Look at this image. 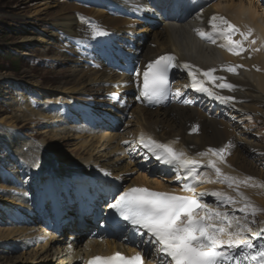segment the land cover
Returning a JSON list of instances; mask_svg holds the SVG:
<instances>
[{
	"label": "bare ground",
	"instance_id": "6f19581e",
	"mask_svg": "<svg viewBox=\"0 0 264 264\" xmlns=\"http://www.w3.org/2000/svg\"><path fill=\"white\" fill-rule=\"evenodd\" d=\"M35 1L32 13L35 20H38L36 15L45 16L51 8L58 7V9L49 14L50 16H46L53 19H46L49 23L46 31L41 30L38 35L26 34L22 41L38 43L44 46L48 53L51 51V46L60 44L61 36H67L77 41L74 47L68 45L63 59L52 58L56 61L62 59L61 62L66 63L72 61L71 64L76 63V65L67 70L70 73L59 80L60 84L45 87L44 90L40 83L32 80L23 79L24 85L16 83L17 86H26L29 91L41 92L39 96L43 101L40 99L41 105L36 109L38 99L27 95L26 104H8L7 106L11 108L13 106L15 113L4 114L0 118V144H5L12 152L11 157L17 158L19 164H22L26 170L32 171L29 174L35 187L34 191L37 193V195H26L29 186L26 182L25 185L20 184V181H17V174L12 177L14 185L12 188L18 192L1 193L0 199H6L0 200V264L20 262V264H78L80 260H83L84 264L90 255L99 251L108 253L116 249L137 251L139 243H126V241L132 242L129 235H126L121 242L89 240L83 245L80 234L83 230L76 229L79 223L78 216L74 213L75 208L64 206L63 198L66 194L61 195L60 192L101 185L103 182L102 186L108 184L119 187L122 182L125 188L147 186L161 191L189 193L197 197L201 192H208L209 195L201 199L203 204L221 212L226 211L230 217H238L242 223H247L252 232H245L244 235L252 239L253 243L264 240V236L252 235V233L264 232V221L261 220L260 226H254L247 221L245 213L239 211L245 204L256 205L257 202L260 203L258 211H263L261 217H264V198L259 199L264 196V168L257 169L254 162L259 160L252 158L250 154V147L253 145L255 147V143L249 139L253 132L238 128V124L231 119L212 114L208 106H219L217 114H237L241 120L247 117L251 118L253 124H258L259 120L264 123V0H195L202 2V9L193 14L189 20L181 23L164 21L159 12L152 7L155 0H81L83 4L78 5V8L74 5L69 8L73 10V14L64 5L56 4L52 0ZM137 5L140 6L138 11L134 10ZM81 14L91 23L79 25ZM213 15L225 17L241 32L247 33L249 29L252 30V35L244 41L245 51L236 55L221 46L225 41L212 31L208 23ZM40 19L46 21L44 17ZM92 25L101 27L107 34L93 37ZM198 31H204L206 36L201 37ZM233 39L241 40L242 37L236 33ZM213 40L216 42L213 43ZM252 40L256 43L252 44ZM60 49L62 52L65 50ZM67 51L72 55H68ZM169 52L177 55L179 64L188 63L199 69L197 78L204 80L206 88L217 95L231 96L235 99L224 103L208 95L207 92L197 91L191 86L192 78L188 75V71V80L179 81L185 70L180 67L176 68L177 79L170 104L157 108L149 107L144 102L140 90L142 70L150 61ZM128 63H131L132 67H129ZM238 65L242 67H238L236 72L227 71L228 67ZM209 69L216 70L213 76L224 79L213 81L203 77V71ZM138 70L141 71L139 79ZM73 74H76L75 78L72 77ZM7 81L13 84L12 80ZM220 83H231L235 87L219 88L217 85ZM32 87L37 88L30 89ZM95 95L99 98L103 97L104 101H98ZM93 97L99 108L101 104L104 107L109 106L103 111L114 117L111 122L115 119L124 120L131 114L132 119L127 120L124 132L120 123L112 128L105 122L103 126L106 128L96 131L89 120L83 118L76 124L70 125L72 118L70 106H73V111H76L74 109L76 107L79 111L91 114L87 109L88 106L83 102H91ZM203 99L208 101V104L201 103ZM63 100L69 102L68 114L58 110L59 107L64 108ZM184 100L192 102L184 103ZM27 107L32 110L26 109ZM1 109L4 112L9 111L6 107ZM250 112L260 115L253 118L250 117ZM22 118L25 121L28 118L35 121L42 119L37 126L47 122L48 131H45L43 136L38 133L32 135L41 136L42 139L28 138L27 134L24 135L19 131L21 127L18 122ZM95 118L100 117L97 115L91 117L92 120ZM130 123L132 126L133 124L138 126L132 127ZM109 128L110 130L105 131ZM193 128L197 130L193 131ZM99 131L103 133L98 134ZM132 134L135 136L130 140L132 146L140 145L139 139L143 134L146 140L150 137L170 145L177 152L182 151L188 158L200 161L197 170L200 180L184 181L192 184L195 192L186 190L184 184L180 187L170 184L161 185L162 182L158 180L160 178L152 176L154 173H151L152 177L145 173L137 174L135 163L124 153V148L120 145L121 140ZM254 136L260 137L264 142L262 134L254 133ZM71 139L82 140L78 145L72 143ZM60 140L68 141L66 145L76 146L71 147V152L76 154L71 162L62 164L58 153L50 144ZM220 148H225L222 160L219 154L214 155L208 151ZM201 153L206 154L200 155ZM149 155L154 156L152 153L146 156ZM209 161L214 162L221 170L219 176L209 165ZM157 162L160 165L153 164L151 168L157 169L151 171H165V173L177 171L173 165L163 164L158 160ZM202 166L206 169L202 170ZM132 174H137L135 180L130 177ZM225 176L233 178L231 186L224 179ZM249 177L251 179H248ZM9 180L3 177L0 188L5 187V183ZM111 180L118 181V184L111 183ZM213 191L233 197L235 203L219 201L210 195ZM44 198L47 199L49 206L50 203L61 206L56 213L57 220L66 221L65 219L70 217L75 219L66 222L62 226L63 232L58 236L42 222L43 219L53 216L49 212L50 208L48 210L45 208ZM70 227L80 235L73 234ZM232 230H235V219ZM77 239L80 241L76 242ZM33 244L38 246L33 247L34 249L29 252L23 251L18 256L2 254L9 253V249L14 248L29 249ZM6 249L8 251H5ZM144 253H149L145 255L146 263L160 264V257L155 251L151 252L147 249Z\"/></svg>",
	"mask_w": 264,
	"mask_h": 264
},
{
	"label": "snow or ice",
	"instance_id": "6c2138e0",
	"mask_svg": "<svg viewBox=\"0 0 264 264\" xmlns=\"http://www.w3.org/2000/svg\"><path fill=\"white\" fill-rule=\"evenodd\" d=\"M139 7L137 5L134 10L138 11ZM208 23L212 31L225 41L222 47H226L229 52L236 55L245 51L244 41L252 35L251 29L247 33L241 32L236 25L218 15H213ZM236 33L240 34L241 40L233 39ZM91 34L93 37H98L107 33L101 27L92 25ZM198 35L204 37L206 33L198 31ZM215 42L213 40V43ZM251 43L255 44L256 41L252 40ZM180 67L188 71V75L192 78L191 86L197 91L207 92L208 95L224 103L235 99L231 96L217 95L206 88L204 80L197 78L200 70L188 63L179 64L173 55H162L148 63L146 69L142 70V97L149 102L162 103L169 92V73L173 68ZM238 67L242 65L230 66L227 71L236 72ZM215 71V69H209L203 71L202 75L213 81L223 80V77L213 76ZM140 75L141 71L138 70V79ZM217 87L233 89L235 86L231 83H220ZM177 95L180 94L177 93ZM183 102L191 103L192 101L184 100ZM196 130L193 128V131ZM139 143L161 163L175 166L178 172L183 170L185 175H178V180H200V174L197 171L200 161L188 158L185 153L177 152L168 144L160 143L150 137L146 140L143 134L140 136ZM208 151L214 155L219 154L222 160L225 148ZM209 165L219 176L221 170L216 167V164L209 161ZM224 179L231 186L233 178L225 176ZM183 187L195 192L190 183H184ZM206 195L209 193L201 192L197 197L132 187L115 196L113 202L108 204V208L127 221L138 234L148 237V240L144 242L155 247V254L160 257V264H264V242L257 246L252 239H248L244 233H251L252 229L247 223H242L240 218L230 217L226 211L221 212L203 204L201 199ZM210 195L223 203H235L233 197L219 191H213ZM250 207L251 205L245 204L239 211L247 215V209ZM254 214L255 209H253ZM233 219H235V230H232ZM252 235L264 236V232L252 233ZM148 254L144 253V255ZM87 264H142V255L140 252L130 257L119 252L107 257L98 255L92 257Z\"/></svg>",
	"mask_w": 264,
	"mask_h": 264
},
{
	"label": "rangeland",
	"instance_id": "374dc122",
	"mask_svg": "<svg viewBox=\"0 0 264 264\" xmlns=\"http://www.w3.org/2000/svg\"><path fill=\"white\" fill-rule=\"evenodd\" d=\"M52 1H54L56 4L64 5L66 7V9H68L69 12L72 14H73V10L69 9L71 6L74 5L78 8L80 5L83 4L81 2V0H71V1L70 0H52ZM34 3H36L35 0H0V52H4L5 50L12 52V56L10 55V57L7 55H1L0 54V76H1L0 77V106L4 107V108L6 107L9 110V111L4 112L3 109H1V107H0V118L2 117V115L4 116V114L13 115V113H15L13 106L11 108L10 106H7L8 104H10V103H17V104L18 103H24V104H26L27 95L32 97V98L36 97L38 99V103H37V105H35L36 109H37V107H39L41 105L39 103H41L43 101V99L40 98V96L42 94L41 92H39L37 90H32V91H37V92L29 91L26 86H17L16 83H22L23 79L24 80L28 79V80H32V81L40 83L41 86L43 87L42 89L44 90L45 87L56 86V85L60 84L61 82L59 80L66 77L68 75V73H70V71H67V70H69L72 67H75V65H76V63L71 64L72 61L67 62V63L61 62L62 59L65 57L64 55H66V49L68 48V45H70V47H74V44L77 42L75 40H72L69 38V41H68V38L66 36H63V37L61 36L60 37V40H61L60 44L57 43L56 45L51 46V51L48 53H47V50L45 51L44 46L38 45V43H35V42L26 43V42L22 41L23 37H25L26 34L31 33V34L38 35L41 33V30L46 31L47 30L46 27L49 24L47 22L48 20H46V19L51 18L50 20H53L52 17L46 18V16L54 13L58 9V7L51 8L49 10V12L46 13L45 16L36 15L38 20H35L32 17V15H34V14H32ZM41 17H44L46 21L41 20L40 19ZM81 17L82 18H80V20H79V25H83L86 22L91 23L89 21H86L83 18V14H81ZM67 42H68L67 48H64L63 43H67ZM60 48H64L65 50L62 52ZM67 53H68V55H72L69 52H67ZM52 57L62 58V59H60L61 61H56L55 58H52ZM72 77L75 78L76 74H73ZM7 80H12L13 84H11L10 81H9V83H10L9 84ZM22 87H24V89L26 91H24V89ZM36 88L37 87H32L30 89H36ZM26 92H27V94H26ZM19 94L21 96H19ZM86 94L89 95V93H86ZM101 95H103V94L101 93ZM95 98H97L98 101H104L103 97L99 98V97H97V95H95ZM40 99H42V101ZM33 100L34 99H32V101ZM92 100H94V97ZM84 103L86 105H88L89 108H91L92 110H96L100 113H102L104 109H107L109 107L108 105H105V107L101 106V108H99L95 102H84ZM63 104H64V108L61 109L59 107L58 110H59V112H64L65 114H68L70 112V109L67 106L69 104V102H66L65 100H63ZM102 107H104V108H102ZM26 109L32 110L30 107H27ZM216 109L217 108H214L212 110V113H215ZM11 110H12V112H11ZM18 113H20V112H18ZM251 114H252L253 118H255L257 115L258 116L260 115L259 113L258 114L251 113ZM70 115H71L70 117H72L70 125L76 124L77 120L73 117L72 113H70ZM104 115H105V113H104ZM48 116H51V115L48 114ZM218 116L229 118L227 116H223L222 113H219ZM25 118L26 117H24V119ZM24 119L22 118L18 122L19 126L21 127L19 131L22 132V134H24V135L27 134L28 138H32L35 140L42 139L41 136L35 137L32 135L34 133H38V134L43 136L45 134L44 132L48 131V129L46 127L47 122L42 123L41 125L37 126L38 123L42 121V119H40L38 121H35L33 119L31 120L29 118H28V120L25 121ZM72 119H74V120H72ZM104 119H108V118H104ZM131 119H132V116L130 114L128 116V118L125 117L124 120L123 119H118V121L116 120L117 122H119L122 125L121 127L123 129V132H124V128L127 127V124H126L127 120H131ZM108 120H107V122H109ZM231 120L234 121L236 124H238V126H239L238 128L253 132V134H251L249 139H251V141H253L255 143V147L252 144L253 146L250 147L251 148L250 154H251L252 158L259 160V162L262 164V166L259 162L255 161L254 163H255L257 169L262 170V168H264V142L261 141L262 139L260 137L256 138L254 136V133L262 134L264 137V123H262L260 120L257 121L258 124H253V121H251V120H244L243 122H239V120H233V119H231ZM116 121H113L112 123H115ZM129 125H131V123ZM4 126H6V125H4ZM133 126H138V125L133 124ZM101 129H103V128H101ZM95 130L97 131V129H95ZM106 130H110V128L106 129ZM101 133H103V132H101V131L98 132V134H101ZM133 137H135L134 134H133ZM81 140L82 139H73V140L71 139L70 141L72 143H76L79 145ZM123 141L124 140H121V142H120L121 145H122ZM67 143H68V141H66V140H64V141L60 140L58 142L50 143L52 148L54 149V151H56L58 153L62 164H65L66 162H71V159H73V157L76 155L75 153L71 152L72 151L71 147H76V146H73L72 144L66 145ZM1 144H0V184L3 183V177L5 179L9 178L10 180L8 182L10 184L8 182H6L5 183L6 185L4 184L5 187L0 188V197H1V193H3V192L9 191L8 193L12 192L15 194L18 192L12 188L14 186L12 184V179H13L12 177L14 176V174L15 175L17 174L16 175L17 181H20L19 182L20 184L25 185V182H26V184L29 186L28 190L26 189V195H33V194L37 195V193H35V191H34L35 187H34V184L32 183V178L29 174L32 171L26 170L22 164H19V160L17 158L11 157L12 152L10 151V149L8 147H6L5 144H2V145ZM261 147H263V148H261ZM140 148H141L140 146H136L135 148H134V146H132L131 148L130 147L127 148L128 150L125 149L124 153L128 152V154H132V156L137 159V162L133 161L137 167V170H136L137 174L138 173H140V174L145 173L146 175H149V172H150L149 169L150 168H149V166L144 165V164H147L151 160L152 156H146L147 154H149V152L145 151L146 149H143V151H142ZM134 150H137V151H140L143 153L140 155H135L133 153ZM25 173L27 174V176ZM137 174H132V175H130V177H132V179L135 180L137 178ZM182 174L185 175V173H181V171H180V172H178V174L177 173H167V174L162 173L159 175L152 174V176L156 177L157 179L160 178L162 181L160 179H158V180L160 182H162L161 185L171 184V185L180 186L182 183L180 180H179L180 183H178V179L176 177L178 175L184 176ZM172 175H173V177H172ZM257 177H258V175H257ZM170 181H172V182H170ZM260 181L263 182V180H261V179H260ZM218 185H221V184H218ZM263 198H264V196H261L259 199H263ZM5 199L6 198H1L0 200L5 201ZM258 205H260V203L256 202V205L251 204V207L247 209V215H246L247 221L254 226H260L261 220L264 221V217H261V214L263 211H261V212L258 211L260 209V207ZM253 209H255L254 215H253ZM6 213H4V214H6ZM6 241H8V240H5L4 242H6ZM37 246H38V244H33L32 246L29 247V249L28 248L27 249L14 248L12 250L9 249V251H10L9 253L4 252L2 254H9V255L11 254L13 256H18V255H21L23 253V251L29 252V250H32V249L36 248ZM5 251H8V249H6ZM1 264H3V263H1Z\"/></svg>",
	"mask_w": 264,
	"mask_h": 264
},
{
	"label": "trees",
	"instance_id": "16d2710c",
	"mask_svg": "<svg viewBox=\"0 0 264 264\" xmlns=\"http://www.w3.org/2000/svg\"><path fill=\"white\" fill-rule=\"evenodd\" d=\"M0 54H1V55H7V56H9V57H10V55L12 56V52L7 51V50H5L4 52H0Z\"/></svg>",
	"mask_w": 264,
	"mask_h": 264
}]
</instances>
